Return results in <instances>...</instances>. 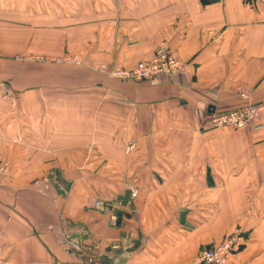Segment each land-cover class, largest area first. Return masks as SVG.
I'll return each instance as SVG.
<instances>
[{
  "label": "crops",
  "instance_id": "crops-1",
  "mask_svg": "<svg viewBox=\"0 0 264 264\" xmlns=\"http://www.w3.org/2000/svg\"><path fill=\"white\" fill-rule=\"evenodd\" d=\"M26 32L82 63L14 62ZM4 35L0 264H198L236 231L234 264H264V115L204 124L264 101V0H0ZM161 47L184 72L134 82L99 69Z\"/></svg>",
  "mask_w": 264,
  "mask_h": 264
},
{
  "label": "built area",
  "instance_id": "built-area-1",
  "mask_svg": "<svg viewBox=\"0 0 264 264\" xmlns=\"http://www.w3.org/2000/svg\"><path fill=\"white\" fill-rule=\"evenodd\" d=\"M187 64L174 57L167 49L161 47L155 50L154 55L148 61H140L131 68H108L105 65L101 69L106 70L112 78L126 81H144L157 76H173L184 72ZM247 98L246 95H242ZM264 115V101L249 103L237 109L225 112H209L205 117L204 124L210 129L229 128L240 130L249 128L253 121ZM7 173V165L0 164V182ZM136 191L132 190L131 196L134 197ZM99 202L95 203L99 207ZM112 222L116 221V216L111 215ZM243 237L239 232H234L221 242L210 247L204 248L196 257L198 264H232L231 255L239 247ZM0 236V251H1Z\"/></svg>",
  "mask_w": 264,
  "mask_h": 264
},
{
  "label": "rangeland",
  "instance_id": "rangeland-1",
  "mask_svg": "<svg viewBox=\"0 0 264 264\" xmlns=\"http://www.w3.org/2000/svg\"><path fill=\"white\" fill-rule=\"evenodd\" d=\"M38 32H40L39 29H37V33ZM12 37L13 36L4 35L3 37H0V42L5 43L4 45L7 46L8 43L11 44ZM38 38L40 40H42V37H40L38 35H32L31 33H27V32L24 34H21V36H19L21 48L22 47H28V46H31V47H30L29 54L20 53V54L12 55L11 58L14 60V62L21 63L23 65H27V64H29V65H40L41 64L42 65V64H45V65H50L53 67L78 66L82 63V59L77 55H71V54H67V53L62 54V53H55V52L54 53L48 52L47 54L46 53H40V51L43 50L44 48L42 47L43 42L38 41ZM35 46H39V47H35ZM0 57H1V55H0ZM101 66L99 67V69H101ZM101 71L106 72V70H103V69H101ZM106 74H107V72H106ZM109 77H111V76H109ZM50 184H58V183L53 182ZM117 201L118 200H116V202ZM107 204H108V202H103V205L101 204V206L102 207L104 206V208L107 209V207H108V206H106ZM116 205H119V203H117ZM233 234H234V232L231 234H228L225 238H227L229 235H233ZM239 234L241 235V233H239ZM225 238H223L222 240H224ZM239 250H240V248L235 253H233L231 255L230 260H231L232 264H234L233 258L235 256V254H237L239 252Z\"/></svg>",
  "mask_w": 264,
  "mask_h": 264
}]
</instances>
